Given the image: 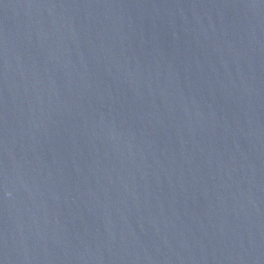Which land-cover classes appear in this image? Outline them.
I'll return each instance as SVG.
<instances>
[{"label": "water", "instance_id": "95a60500", "mask_svg": "<svg viewBox=\"0 0 264 264\" xmlns=\"http://www.w3.org/2000/svg\"><path fill=\"white\" fill-rule=\"evenodd\" d=\"M0 264H264V0H0Z\"/></svg>", "mask_w": 264, "mask_h": 264}]
</instances>
